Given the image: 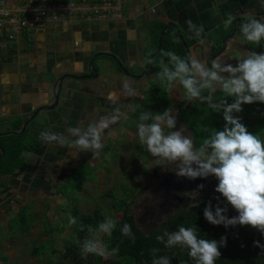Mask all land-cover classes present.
Listing matches in <instances>:
<instances>
[{"label": "crops", "instance_id": "crops-1", "mask_svg": "<svg viewBox=\"0 0 264 264\" xmlns=\"http://www.w3.org/2000/svg\"><path fill=\"white\" fill-rule=\"evenodd\" d=\"M36 3L37 0H0V14L23 6L27 11H23L22 16L31 18ZM113 3L114 8L101 14H89L81 9L68 11L58 21L43 19L18 34L0 30V136L22 130L28 120L24 132L28 131L36 139L44 130L86 129L105 121L110 125L116 119L118 125L114 128L118 131L130 117L128 112L123 117L117 116L121 107H126L121 99L132 100L128 106L132 113L136 107L133 104L139 103L149 85L156 80V70L147 75L145 71L150 70V64L144 63L145 57L151 58L154 54L152 34L155 20L177 23L188 37L195 38L196 42L187 46L188 57L206 65L219 47L218 38L224 33L223 49L213 62L221 63L222 59V65L235 66L238 60L254 53H264V43L253 46L239 31L241 21L245 19L264 21V7H261L260 0H113ZM229 15L235 19L225 29L223 21ZM189 19L204 26L203 42L189 31L186 23ZM95 55L93 64L97 73L90 67ZM67 74L77 77L64 79L59 104L54 109L44 108L38 112L41 106L54 102L55 82ZM122 80L136 90L134 96L124 94L123 84L119 83ZM170 94L174 99V89ZM20 124L21 127L15 129ZM107 136L110 139V135ZM75 153L67 147H48L41 142L40 146L24 152L28 161L25 170L1 176L0 194L13 197L17 204H20L19 194L34 201L37 198L32 196L40 191L51 197V177L58 170L55 183L63 196L59 189L66 178L85 163L93 167L88 157L93 155L91 151L77 149ZM10 203L1 198L0 213L12 210ZM27 204H20L16 214ZM12 216L7 223L10 238L13 236L9 225ZM39 222L43 223L42 220ZM0 226L1 243L3 228ZM36 226H32L30 232Z\"/></svg>", "mask_w": 264, "mask_h": 264}, {"label": "clouds", "instance_id": "clouds-1", "mask_svg": "<svg viewBox=\"0 0 264 264\" xmlns=\"http://www.w3.org/2000/svg\"><path fill=\"white\" fill-rule=\"evenodd\" d=\"M264 7V0H260ZM235 17L229 15L223 21L228 29ZM189 31L203 42L204 26L186 21ZM242 37L249 44L264 43V21L256 18L245 19L239 25ZM173 36L175 34L173 33ZM167 58L162 60L161 70L157 78L164 92H171L178 83L184 90L187 101H199L207 104L214 112L223 111L225 126L223 130H213L206 136L199 148L194 147L193 139L181 130L174 131L177 118L173 109L168 108L163 113L143 111L137 123L139 143L155 157L154 165L175 166L177 176L196 179L214 175L218 180L215 191L222 194L228 204L237 212V216L229 218L226 207L217 205L213 211L211 203L204 209L205 219L213 225L251 226L264 234V141L248 131L239 116L245 103L264 102V53H254L247 58L232 64L222 65L213 62L211 67L197 59L180 57L176 53L162 52ZM145 64H155V60L145 57ZM124 94L134 96L136 90L128 83L123 84ZM223 94L215 98L217 90ZM207 92V95H205ZM226 97H233L234 102L228 103ZM108 122L89 125L86 129L69 127L63 132L41 131L38 139L46 146L67 147L72 151H91L97 156L103 148L102 133L108 127ZM165 128L169 131L166 133ZM203 188V185H199ZM195 196V193L192 194ZM70 224H76V218L70 217ZM117 223L105 216L95 229L87 226V237L77 241L83 258L89 255L105 260L117 255L119 248L109 249L100 237H111ZM79 231H85L83 224L78 225ZM122 237L133 243L136 236L130 224L120 227ZM156 239L166 248L179 247L186 249L188 256L195 264H215L220 258V247L226 245V237L220 241L198 238L196 227L180 226L178 230L163 232ZM256 246L264 249L259 241ZM152 264H171L168 256H158L159 249L150 250Z\"/></svg>", "mask_w": 264, "mask_h": 264}, {"label": "trees", "instance_id": "trees-1", "mask_svg": "<svg viewBox=\"0 0 264 264\" xmlns=\"http://www.w3.org/2000/svg\"><path fill=\"white\" fill-rule=\"evenodd\" d=\"M173 33L175 36H173ZM163 34L161 48L159 52L154 56L156 80L153 81L149 88L147 89L146 99H143L145 104L141 109L144 111H151L153 113H163L166 109L171 108L174 103V99L171 96L170 92H164L161 89V82L157 78V73L161 70V61L164 60L167 62V58L162 56V52L171 51L176 53L178 56L184 58L187 53V46H191L196 42L195 38L188 37L186 32L177 24L172 23L168 24L165 21L155 20V25L153 28V42L155 45V50L159 46L160 36ZM220 36V35H219ZM217 36V37H219ZM226 34H221L218 38L219 47L215 50L214 54L223 49V39ZM255 44H253L254 46ZM207 95V92H205ZM223 94L217 90L215 93V98L219 99ZM228 103L234 102L233 97H226ZM187 102L184 99L181 104ZM140 106V105H139ZM242 111L239 113H234V115L241 118V122L247 127L248 131L252 134H255L259 139L264 141V102H253L245 103L242 105ZM138 114V113H136ZM131 116V115H130ZM180 120L191 130L192 139L195 148H199L202 144L203 139L209 135L213 130H223L225 126V120L223 118V111L214 112L208 108L207 104H202L199 101L193 102L188 109H184L180 112ZM20 125H16L15 129H19ZM40 140L34 138L28 133V131L22 134H6L0 136V146L5 149V153L0 157V178L3 174H14L17 170H25L28 166V161L24 157L25 151H31L35 147L40 146ZM135 150L140 151L141 154H144L146 157L151 156V154L146 150V147L139 144H134ZM106 151L111 149V146H105ZM133 162V161H132ZM130 163V162H129ZM135 167L136 161H134ZM88 163H85L83 167L77 168L73 174H78L73 178H68L67 182L69 187L73 190H81L86 181L88 180L82 176L83 168H85ZM141 168H134V172L139 176H145L150 167L147 165H142ZM156 165L154 167V172H157ZM218 180L215 178L212 187L200 195L192 206L181 209L175 214H171L170 217L164 221L160 227L153 228L150 232H146L142 227L139 226L135 215L130 211V201L127 199L129 195L128 189L124 191L125 196L117 201L116 192L110 190L107 194L108 197H112V204H107L108 211L105 212L102 205H97V207L90 213H85L79 217L76 224H72L74 227L72 229V239L66 241L64 245V254L61 256L64 260L63 264H86L80 254V248L77 241H83L87 237V226H91L93 229L102 222L105 216H108L114 219L117 223V228L114 230L111 237L102 235L100 237L101 242L108 247L109 249L118 247L119 253L111 257L110 264H152V254L151 249L157 248L159 252L158 256H168L171 259V264H195V261L188 256L186 249H181L179 247L175 248H166L164 244L160 243L156 237L162 235L163 232L176 231L180 226L184 227H196L198 232V238L212 240L215 239L220 241L222 237H226V245L220 247L221 256L215 261V264H264V249L255 245V241H259L260 244L264 245V234L259 232L257 229L251 226H229L225 227L224 225H213L209 223L204 217V209L208 206L209 203L213 206V211L215 207L219 205L220 207H226V215L231 218L237 216L238 212L232 208L222 194L215 191ZM66 186H64L65 188ZM68 187V188H69ZM63 192H68L67 190ZM134 192L132 189L131 193ZM68 194V193H67ZM69 195V194H68ZM63 196H65L63 194ZM66 197H68L66 195ZM105 198V197H104ZM111 207H116V209L121 213L120 218L117 220L115 214H111L109 210ZM108 212V213H107ZM71 216L75 217L78 215L77 208L72 209ZM20 216L15 222L21 224L22 229H26L28 234L30 228L24 226L27 223L26 213L23 212V209L20 210ZM17 219V218H16ZM130 224L132 231L136 236V240L133 243L128 238L122 237L120 233V227L123 224ZM83 224L85 226V231H79L78 225ZM58 225V224H57ZM12 228L13 234L17 233V226L15 224L10 225ZM24 227V228H23ZM1 228V226H0ZM55 227H51L50 230L43 233H53ZM19 232L16 235L21 234ZM14 236V235H13ZM51 246H55L53 236L49 240ZM45 241L40 242L39 245L35 246L32 250V254L35 256L48 254L45 247L47 245ZM52 253V252H51ZM50 253V255H51ZM48 254V256H50ZM7 256H4L3 264H8ZM66 261V262H65Z\"/></svg>", "mask_w": 264, "mask_h": 264}, {"label": "rangeland", "instance_id": "rangeland-1", "mask_svg": "<svg viewBox=\"0 0 264 264\" xmlns=\"http://www.w3.org/2000/svg\"><path fill=\"white\" fill-rule=\"evenodd\" d=\"M219 62H221L220 64H223L222 59ZM122 82H124V80H122ZM122 82L119 83L124 84ZM134 84H137V82ZM179 90L180 85L177 83L174 87V99L176 101L182 98ZM133 105L136 106L134 108L135 112L132 113L127 121L122 124L123 127H119L120 131H115V128L106 134H104L105 131H103V148L97 156H88L93 167L86 165L85 168H83V172H81V175L88 179L81 190H73L71 186L69 187V183L67 182L68 178H66L65 182L60 185L61 188L59 189L65 195L62 196V194L57 191L58 188H56L55 182L57 181L56 176L58 174V170H56V173L53 176L51 175V197L42 191H40V194L36 193L32 196L37 198L36 201H34V199H29L27 195H18L20 204L28 202V204L22 208L23 212L27 215V223H25L24 226L32 229V226L37 225L30 233L27 235L24 234L27 233V230H23L21 224L15 223L19 218V213L16 214V210H18L20 204L14 202L13 197L0 194V200L2 198L8 203L11 202L10 204L13 206L12 210L6 212L1 211L0 213V224L3 228L1 231L2 242L0 243V258L2 256H7L8 259L6 262L8 264H63L64 260L61 256L64 254V245L66 241L72 239V229L74 227L69 223V219L72 217L71 214H73L72 209L75 207L78 210V215L75 216L76 220H78L81 215L92 212L97 205H102V208L105 209L106 212L108 211L107 204H112L113 202V198L107 196L110 190L116 192V198L118 201L125 196L124 191L126 192L130 188L131 191L134 189L133 193L128 190L129 195H127V199L131 202L129 208L135 215L139 226L143 228L141 217L145 213V204H147L150 199L149 197L152 198L154 196V189H156L158 184L161 183V178L154 175L155 172L153 168L156 166L154 165L155 157H146L144 154H141L140 151L137 152L134 148V144H139L137 123L139 122L138 118L140 113L144 110L140 108L139 104L134 103ZM172 109L173 114L176 116L177 109L173 107ZM125 115H127V113H125L124 116ZM116 120L114 122H117ZM95 122L97 121L95 120ZM128 127L131 128V130H126L129 129ZM132 129L136 130L134 131ZM189 133H191V130H189L188 135ZM108 134L111 136L110 138H114L115 141H111L107 136ZM107 145L111 146V149L108 151L104 149ZM134 161L138 164L137 167H135L136 165ZM144 164L149 166L150 170L145 176L137 175L134 172V168H138V170L141 168L140 171H142V165ZM164 169L165 166L159 165L157 167V172L159 171V174H162ZM76 176L78 177L77 173L71 174L69 177L76 178ZM64 186L66 187L64 188ZM65 190L68 191L67 193L69 195L66 192H63ZM66 195L68 197H66ZM193 202L194 200L188 204H192ZM109 212L115 214L117 220L121 216V213L116 207H111ZM11 215L13 216L9 225L15 224L17 226L16 234L22 231L21 234L16 237L12 236V238L8 236L10 230L7 225ZM40 220H42L43 223H40ZM48 221L51 224L48 223ZM51 227H55L56 231L51 234L43 233L50 230ZM51 235L55 242H57L55 246H51V243H49ZM41 241L46 242H44L47 245V247H45V249L47 248L45 253L47 251L50 255L52 252L50 256H48V254L39 256L32 254L34 247L39 245ZM110 261L111 258L105 260L98 256L89 255L83 262L86 264H110ZM4 262V260H1L0 264H3Z\"/></svg>", "mask_w": 264, "mask_h": 264}, {"label": "flooded vegetation", "instance_id": "flooded-vegetation-1", "mask_svg": "<svg viewBox=\"0 0 264 264\" xmlns=\"http://www.w3.org/2000/svg\"><path fill=\"white\" fill-rule=\"evenodd\" d=\"M220 54V53H219ZM218 56L217 53H213L212 57L209 59L207 66L211 67L212 62L215 60V57ZM180 98L178 101L174 100L171 108H176V118L177 123L176 127L173 129L181 130L183 134L188 135L189 128L180 120V112L184 109H188L192 101H187L185 104H181L184 98V90L182 86H180ZM146 94L141 100H139V105L142 108L145 104L143 103V99H146ZM137 99V98H136ZM131 99H121L123 105H126L125 108L121 107V111L117 116L123 117L125 113H129L130 115L134 113L128 109ZM132 101V100H131ZM117 121V120H116ZM117 122L110 124L106 129H104L106 134L107 132L113 130V128L117 126ZM169 130L165 128V132L167 133ZM189 136L192 138V134L189 133ZM111 137V136H110ZM111 139V138H110ZM111 140H114L112 138ZM159 166V165H158ZM155 167V166H154ZM159 169V168H158ZM154 170V168H153ZM155 176H159L161 178V183L158 184L157 188L154 189V196L148 200L147 204H145V213L141 217V221L143 223V229L146 232H150L153 228L160 227V225L166 221L171 214H175L176 212L184 209L186 207H190L193 205L195 200L205 192H207L213 185L215 176L209 175L207 178L198 177L196 179H189L187 177L177 176L175 172V166L170 165L165 167L164 172L159 174V171L154 173ZM199 185H203V188H199ZM195 193V196L192 194ZM192 204H188L193 201Z\"/></svg>", "mask_w": 264, "mask_h": 264}, {"label": "built area", "instance_id": "built-area-1", "mask_svg": "<svg viewBox=\"0 0 264 264\" xmlns=\"http://www.w3.org/2000/svg\"><path fill=\"white\" fill-rule=\"evenodd\" d=\"M93 1V2H92ZM37 0L31 18L22 16L27 11L23 6L15 10H5L0 14V30H11L18 34L26 27L34 26L43 19L58 21L65 12L83 10L86 13L101 14L114 8L113 0ZM110 8V9H109Z\"/></svg>", "mask_w": 264, "mask_h": 264}, {"label": "water", "instance_id": "water-1", "mask_svg": "<svg viewBox=\"0 0 264 264\" xmlns=\"http://www.w3.org/2000/svg\"><path fill=\"white\" fill-rule=\"evenodd\" d=\"M170 24H172V22H170L169 25H170ZM162 37H163V34L160 36L159 46H158L157 50L154 52V54H153V56L151 57V59H153L154 56L159 52V50H160V48H161ZM186 49H187L186 57H188V55H189V47H186ZM95 57H96V55H95V56L92 58V60L90 61V67H92V69L95 71V73H97V72H96V68H95V66H94V64H93V63H94V59H95ZM154 71H155V68H154L153 64H150V70H149V71H145V72L147 73V75H149V74L153 73ZM66 77H73V78H75V77H77V75H75V74H67V75H65V76L60 77V78L55 82L56 92H55V100H54V102H52L51 104L46 105V106H41V107L38 109V112H39L40 110H43L44 108L54 109V108L59 104L61 89H62V86H63L64 79H65ZM38 112H37V113H38ZM37 113H36V114H37ZM36 114H35V115H36ZM30 119H32V118H30ZM28 121H29V120H28ZM28 121L24 124V127H23L22 130H17V131L14 130V131H11V132H6V133H23V132L26 130L27 126H28V123H29ZM1 134H4V133H1ZM0 151H1V153H0V157H2V155L5 153V149H4L2 146H0Z\"/></svg>", "mask_w": 264, "mask_h": 264}]
</instances>
